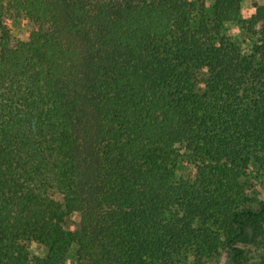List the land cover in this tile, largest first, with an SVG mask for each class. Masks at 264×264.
Listing matches in <instances>:
<instances>
[{
  "label": "trees",
  "instance_id": "1",
  "mask_svg": "<svg viewBox=\"0 0 264 264\" xmlns=\"http://www.w3.org/2000/svg\"><path fill=\"white\" fill-rule=\"evenodd\" d=\"M244 1L1 0L36 27L0 16V264H264V4L218 37Z\"/></svg>",
  "mask_w": 264,
  "mask_h": 264
},
{
  "label": "rangeland",
  "instance_id": "2",
  "mask_svg": "<svg viewBox=\"0 0 264 264\" xmlns=\"http://www.w3.org/2000/svg\"><path fill=\"white\" fill-rule=\"evenodd\" d=\"M194 2H201L205 5L206 12H210L211 7L213 6L215 0H191ZM254 1H258L260 4H264V0H245L243 3V10L242 16L240 17L241 21L227 23L223 26L221 34L218 36L219 38H226L231 42L236 44H240L243 47H249L254 42L257 41L256 35L249 34L244 27L245 19H248L249 16L253 13L254 9ZM1 2V1H0ZM0 16H2V21L4 24L10 26L11 34L14 38H19L23 30H25L28 26H34L31 22H27L25 20L14 19L11 20L7 14L2 9V3H0ZM213 19V15L211 16ZM190 171V167H187L184 170V175L188 176ZM248 183L251 185L250 188V208L257 212L261 208V203L264 201V171L258 169H252L248 173ZM236 246L241 247L245 250H253L254 246L252 245L251 241H249L245 237H240L238 241H236ZM29 251L31 256H45L46 250L39 246L36 243H31L29 246ZM75 254H76V247H72L70 251V256L67 260L66 264H74L75 263ZM249 255V254H247ZM230 255V250L225 248H220L218 251V255L212 258L211 264H232Z\"/></svg>",
  "mask_w": 264,
  "mask_h": 264
},
{
  "label": "crops",
  "instance_id": "3",
  "mask_svg": "<svg viewBox=\"0 0 264 264\" xmlns=\"http://www.w3.org/2000/svg\"><path fill=\"white\" fill-rule=\"evenodd\" d=\"M1 1V0H0ZM1 3V2H0Z\"/></svg>",
  "mask_w": 264,
  "mask_h": 264
}]
</instances>
